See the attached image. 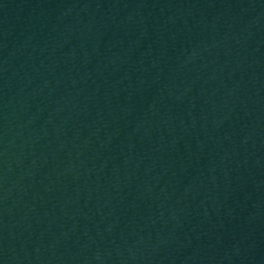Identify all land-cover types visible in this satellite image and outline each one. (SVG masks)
Wrapping results in <instances>:
<instances>
[{
	"label": "water",
	"instance_id": "95a60500",
	"mask_svg": "<svg viewBox=\"0 0 264 264\" xmlns=\"http://www.w3.org/2000/svg\"><path fill=\"white\" fill-rule=\"evenodd\" d=\"M0 264H264V0H0Z\"/></svg>",
	"mask_w": 264,
	"mask_h": 264
}]
</instances>
